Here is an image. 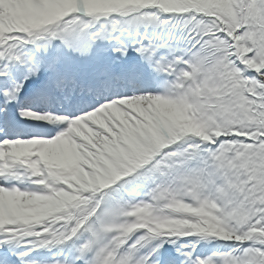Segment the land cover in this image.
<instances>
[{
    "label": "snow or ice",
    "instance_id": "6c2138e0",
    "mask_svg": "<svg viewBox=\"0 0 264 264\" xmlns=\"http://www.w3.org/2000/svg\"><path fill=\"white\" fill-rule=\"evenodd\" d=\"M0 264H264V0H0Z\"/></svg>",
    "mask_w": 264,
    "mask_h": 264
}]
</instances>
